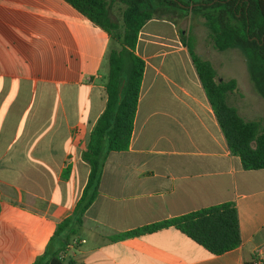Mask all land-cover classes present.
<instances>
[{
  "label": "crops",
  "instance_id": "1",
  "mask_svg": "<svg viewBox=\"0 0 264 264\" xmlns=\"http://www.w3.org/2000/svg\"><path fill=\"white\" fill-rule=\"evenodd\" d=\"M182 20L154 16L138 30L143 71L129 142L104 150L96 194L61 264H264V167L243 168L228 149L181 40L190 28ZM110 44L65 0H0V264H31L58 246L50 236L86 182L81 152L105 105ZM238 51L226 56L237 52L242 63ZM225 76L215 71L217 81ZM243 86L246 100L236 89L226 99L252 119L261 101ZM227 200L240 242L218 254L173 226L110 238Z\"/></svg>",
  "mask_w": 264,
  "mask_h": 264
},
{
  "label": "trees",
  "instance_id": "2",
  "mask_svg": "<svg viewBox=\"0 0 264 264\" xmlns=\"http://www.w3.org/2000/svg\"><path fill=\"white\" fill-rule=\"evenodd\" d=\"M65 1L109 35L106 99L81 152L88 164L81 195L72 212L56 223L50 236L58 237L59 244L50 253L44 250L31 264L62 263V254L81 224L83 211L96 194L104 150H123L128 145L143 71V60L134 53V47L138 30L147 19L168 13L170 19L199 14L213 48H237L241 52L252 87L264 100V0H118L123 3L120 23L110 17L105 0ZM181 40L228 149L239 157L243 168L264 167V116L245 119L239 115L225 100L226 94L236 88L235 80L217 81L211 63L194 51L186 37L181 36ZM167 226L175 227L209 254L229 250L240 242L232 200L146 223L110 238L135 236Z\"/></svg>",
  "mask_w": 264,
  "mask_h": 264
},
{
  "label": "rangeland",
  "instance_id": "3",
  "mask_svg": "<svg viewBox=\"0 0 264 264\" xmlns=\"http://www.w3.org/2000/svg\"><path fill=\"white\" fill-rule=\"evenodd\" d=\"M105 1H107V3H108V11H109L110 17L112 19L116 20L118 23H120L121 22V9L123 7V3L119 2L118 0H112V1L105 0ZM162 16L169 18L168 17L169 13L167 15H162ZM180 19H183L182 22H179L180 24L186 23V20L189 21L190 28H188V31L185 34V37L188 40V42L193 45V49L195 46V49L198 50L199 52L206 53L207 52L206 48L208 45L209 51H211V53L214 54V56H216L215 58L218 60H221L220 65L215 63V61H212L211 59L205 57L201 53H199L197 51H196V53L200 57L207 59L211 63V65L215 71L220 70L221 74L224 73V76L226 75L225 78H233L234 80H236V82H237V87L235 88L236 93L240 97H243L244 100H246L250 94H248L247 90L244 88L243 81L244 82L247 81L250 84L251 91L253 93L252 94L253 97L258 99L259 101H261V107L256 109V110H253L250 113L252 119L259 118V116L262 113L264 114V100L255 92V90L252 87V84H251V82L247 76V72L245 69V62H244V58H243V55L241 54V52L238 51L243 58L242 63L239 59V54H237V52L232 57L226 56L228 50H232V49H236V48H226L223 50H217V49L213 48L209 42L207 30H206V28L202 22V17L199 14H190L189 13V14L181 17V18H174L171 20L179 21ZM179 27L182 28V27H186V26L184 24L183 26H179ZM243 99L241 101H243ZM225 100L228 104H230V102L227 101L226 97H225ZM263 116L264 115H262L261 117H263Z\"/></svg>",
  "mask_w": 264,
  "mask_h": 264
},
{
  "label": "built area",
  "instance_id": "4",
  "mask_svg": "<svg viewBox=\"0 0 264 264\" xmlns=\"http://www.w3.org/2000/svg\"><path fill=\"white\" fill-rule=\"evenodd\" d=\"M70 245H74L75 243H76V241L74 240V239H72L71 241H70ZM253 264H262L261 263V260L259 259V257H255V258H253Z\"/></svg>",
  "mask_w": 264,
  "mask_h": 264
}]
</instances>
